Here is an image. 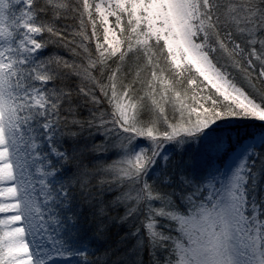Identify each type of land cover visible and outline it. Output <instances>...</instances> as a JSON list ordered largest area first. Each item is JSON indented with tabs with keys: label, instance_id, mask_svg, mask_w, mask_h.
I'll return each mask as SVG.
<instances>
[{
	"label": "snow or ice",
	"instance_id": "6c2138e0",
	"mask_svg": "<svg viewBox=\"0 0 264 264\" xmlns=\"http://www.w3.org/2000/svg\"><path fill=\"white\" fill-rule=\"evenodd\" d=\"M0 264H264V0H0Z\"/></svg>",
	"mask_w": 264,
	"mask_h": 264
},
{
	"label": "rangeland",
	"instance_id": "374dc122",
	"mask_svg": "<svg viewBox=\"0 0 264 264\" xmlns=\"http://www.w3.org/2000/svg\"><path fill=\"white\" fill-rule=\"evenodd\" d=\"M0 186H3V187H7V185H0ZM4 198H0V200H3Z\"/></svg>",
	"mask_w": 264,
	"mask_h": 264
}]
</instances>
